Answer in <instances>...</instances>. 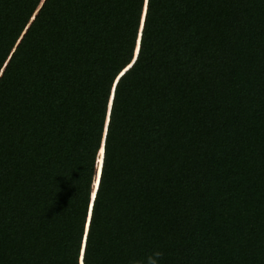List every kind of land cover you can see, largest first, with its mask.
<instances>
[{
	"label": "trees",
	"instance_id": "trees-1",
	"mask_svg": "<svg viewBox=\"0 0 264 264\" xmlns=\"http://www.w3.org/2000/svg\"><path fill=\"white\" fill-rule=\"evenodd\" d=\"M0 264H264V0H0Z\"/></svg>",
	"mask_w": 264,
	"mask_h": 264
},
{
	"label": "water",
	"instance_id": "water-1",
	"mask_svg": "<svg viewBox=\"0 0 264 264\" xmlns=\"http://www.w3.org/2000/svg\"><path fill=\"white\" fill-rule=\"evenodd\" d=\"M143 9H144V7H143ZM141 20H142V16H141ZM136 49H137V44H136V46H135L134 55H135V53H136ZM109 100H110V99H109ZM105 122H106V120H105ZM103 133H104V130H103ZM101 146H102V141H101ZM98 175H99V172H98V174H97V176H96L95 183H94V181H93V183H92V185H94V189H93V191L95 190V187H96V184H97ZM93 191H92V193H91L90 199H92Z\"/></svg>",
	"mask_w": 264,
	"mask_h": 264
},
{
	"label": "snow or ice",
	"instance_id": "snow-or-ice-1",
	"mask_svg": "<svg viewBox=\"0 0 264 264\" xmlns=\"http://www.w3.org/2000/svg\"><path fill=\"white\" fill-rule=\"evenodd\" d=\"M100 155H101V159H103V156H104V149L103 148L100 149Z\"/></svg>",
	"mask_w": 264,
	"mask_h": 264
},
{
	"label": "clouds",
	"instance_id": "clouds-1",
	"mask_svg": "<svg viewBox=\"0 0 264 264\" xmlns=\"http://www.w3.org/2000/svg\"><path fill=\"white\" fill-rule=\"evenodd\" d=\"M157 256L161 255L159 252L156 253Z\"/></svg>",
	"mask_w": 264,
	"mask_h": 264
}]
</instances>
